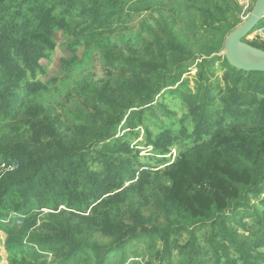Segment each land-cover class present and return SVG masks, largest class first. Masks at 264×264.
I'll list each match as a JSON object with an SVG mask.
<instances>
[{"label":"trees","instance_id":"1","mask_svg":"<svg viewBox=\"0 0 264 264\" xmlns=\"http://www.w3.org/2000/svg\"><path fill=\"white\" fill-rule=\"evenodd\" d=\"M165 4L0 0V232L7 237V264H89L93 256L105 264L130 240L146 236L163 240L166 264H174L173 247H181L174 236L183 230L189 231L190 250L179 248L183 259L178 264H264V255L256 253L264 248V73L239 71L212 51L196 56L177 39L173 26L153 34L158 55L151 60L108 51V65L127 76L123 87L130 97L96 93L85 85L86 102L92 100L96 115L80 111L73 130L62 127L44 104L58 82L40 79L46 74L42 62L58 48L57 33L72 40L65 44L71 56L63 60L72 67L79 62L80 47L118 33L126 14L152 13ZM166 20L158 21L162 29L168 27ZM248 44L264 50V44ZM195 62L192 92L184 90L189 84L184 76ZM167 94L180 96L194 127L190 133L183 126L176 137L167 124L156 139L148 132V144L161 158L157 168L143 166L125 139L141 126L156 98ZM122 123L126 132L120 137L116 131ZM175 145L191 148L168 164L166 156ZM151 182L154 193L145 204L130 207L134 221L119 219L127 196L143 194ZM151 199L156 214L168 222L164 231L146 229L141 211ZM184 214L187 223L170 222ZM42 215L54 224L46 225ZM248 217L256 227L250 237H242L232 225L246 230L242 221ZM83 220L88 222L83 225ZM43 225L48 227L44 232ZM205 226L209 249L202 251L199 233ZM36 227L25 241V232ZM91 228L106 230L112 238L108 251L82 237ZM49 255L55 258L51 263Z\"/></svg>","mask_w":264,"mask_h":264},{"label":"rangeland","instance_id":"2","mask_svg":"<svg viewBox=\"0 0 264 264\" xmlns=\"http://www.w3.org/2000/svg\"><path fill=\"white\" fill-rule=\"evenodd\" d=\"M165 5H159L152 13H147L145 10H139L134 13H128L124 17V24L120 28L118 33L108 35L101 40L96 41L94 44L85 45L80 47L79 62L72 67H67L63 60L68 59L71 53L66 48L65 44L71 42L70 38H67L64 34L57 33L55 39L58 42V48L52 57L48 60H44L42 65L46 74L41 76L42 81L55 78L57 83L54 90L46 97L44 104L47 106L53 116L58 120V123L64 128L73 130L75 125L73 124L79 115V112L91 115H96L92 100L86 102V96L84 94L85 85H91L93 91L96 93L104 92L106 94L117 95L121 94L125 97H130L127 90L123 87L127 76H121L117 70H113L106 60L108 51L120 52L124 57H138L141 56L147 60H151L158 55V49L155 46L153 34L160 31H169V28L175 26V35L177 39L192 47V51L196 56H202L206 51H212L214 57H224V45L229 36L231 29L234 30L241 25L251 14L257 0H163ZM164 7V8H163ZM166 17V23L168 27L162 29L158 21H161V17ZM264 23V20L261 22ZM260 23V24H261ZM254 31L245 42H258L260 45L264 44V36ZM250 45V44H249ZM117 54V53H116ZM212 56V57H213ZM115 62V58L114 61ZM195 63H189L191 67L190 74H186L184 77L189 79L188 87L184 90H190L195 92L197 88L196 81L194 79L197 71ZM218 66V65H217ZM217 76L221 77L222 73L217 70ZM121 81V85L117 87V83ZM117 87V88H116ZM123 87V88H122ZM91 99V98H90ZM114 100V95L111 96ZM188 107L183 103L180 96L163 95L156 98L154 106L145 113L142 119L141 126L137 127L134 131L130 132L125 142L135 151L134 155H138V161L144 166H151L157 168L158 156L152 147L148 144V132L152 134L153 139H156L158 135L162 133L161 125H169L172 132V136L179 135L182 127H187L190 133L193 130L194 124L191 123L188 117ZM105 114L103 118H105ZM126 132L124 123H122L116 131L118 136H122ZM150 137V136H149ZM191 148V146H173L170 148L168 154V164L172 163L175 158L181 153H185ZM166 164V165H168ZM164 168V167H163ZM154 183H150L143 194L137 192L130 193L127 196L125 204L122 209H119V219L130 222L134 221L131 213V208L135 210L140 205L145 204L146 196H151L154 193ZM122 205V203L120 202ZM257 207L258 202H252ZM260 206V205H259ZM124 207V208H123ZM154 199L150 200V204L147 207H143L142 213L144 215L146 229L164 231L168 227V222L162 217L156 214ZM118 217V216H117ZM176 219H170V222L176 223L181 221L187 223V217L184 215H176ZM41 219H45V224H54L50 222L53 218L46 219L45 215L41 216ZM117 219V218H116ZM116 219L113 223H116ZM152 220V222H150ZM88 222L83 220L82 223ZM248 226V229H243L241 224L234 223L232 228L239 231L242 237H250V231L255 229V225L251 218H245L242 221ZM42 224V220L39 222ZM46 225L40 226L44 230L48 228ZM202 224L198 225L201 227ZM250 228V229H249ZM193 227H189L192 230ZM37 229H30L25 232V241L30 239V235ZM105 231H97V228H91L86 230L82 234V237L88 240L89 243H93L94 246L101 247L102 252H106L110 249V242L112 238L106 236ZM138 233H143L138 229ZM209 235V227L205 226L199 233V243L201 249L208 250V243L206 241ZM181 247H173L172 261L174 264H178L183 259V252L179 248L189 252L190 247L186 245L190 241V234L188 230H183L177 236H174ZM7 240L6 235L0 232V255L2 260L0 264H7V253L4 245ZM173 242V241H171ZM259 254L264 255V248L259 249ZM213 252L207 254L205 257L209 259L213 256ZM199 256H203L200 254ZM231 256L234 259L239 258V254L235 251L231 252ZM49 262H53L55 258L49 255ZM58 263L61 260L60 257L56 258ZM106 259V258H105ZM167 255L165 254L164 241L157 239L152 240L148 236L143 238H136L130 240L124 250L120 248L118 252L111 255L109 263L105 264H166ZM53 264H56L53 262ZM89 264H98L97 257L93 256ZM210 264H213L211 262Z\"/></svg>","mask_w":264,"mask_h":264},{"label":"water","instance_id":"3","mask_svg":"<svg viewBox=\"0 0 264 264\" xmlns=\"http://www.w3.org/2000/svg\"><path fill=\"white\" fill-rule=\"evenodd\" d=\"M263 20L264 0H257L249 17L225 41L224 56L231 67L244 72L264 73V50L245 42Z\"/></svg>","mask_w":264,"mask_h":264},{"label":"built area","instance_id":"4","mask_svg":"<svg viewBox=\"0 0 264 264\" xmlns=\"http://www.w3.org/2000/svg\"><path fill=\"white\" fill-rule=\"evenodd\" d=\"M258 30V34H261V35H263L264 36V25L263 26H261L259 29H257ZM256 31V30H255Z\"/></svg>","mask_w":264,"mask_h":264}]
</instances>
